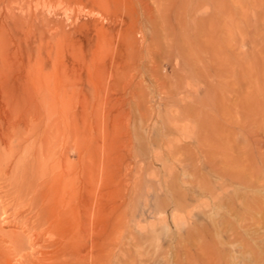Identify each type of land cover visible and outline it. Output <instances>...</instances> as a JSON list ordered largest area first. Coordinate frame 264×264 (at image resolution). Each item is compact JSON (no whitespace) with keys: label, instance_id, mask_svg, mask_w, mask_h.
<instances>
[{"label":"rangeland","instance_id":"1","mask_svg":"<svg viewBox=\"0 0 264 264\" xmlns=\"http://www.w3.org/2000/svg\"><path fill=\"white\" fill-rule=\"evenodd\" d=\"M256 1L261 4L263 16L258 25L264 32V0ZM251 3L253 0H0L1 44L6 55L0 68V89L3 86L9 92L17 83L23 90L20 83L28 81L35 91L34 100L19 106L13 116L9 115L10 94L9 99L0 96V124L17 123L21 125L17 129H25L27 135L32 130L35 137L46 124L39 111L47 108L55 121L66 118L64 132L49 135L52 158L85 165L76 182L80 193H71L70 186L66 194L79 197L75 198L81 205V235L85 236L77 244L86 255L91 251L98 254L96 264H264V164L260 161L264 158V131L263 149L255 153L260 179L253 178L248 187L235 181L223 194L205 192L206 187L218 188V177L209 166L196 168L189 159L192 165L181 187L186 193L181 201V171L176 161L179 154L189 156L196 147L193 140L180 141L177 121L184 94L175 65L182 58L193 62L192 44L212 37L217 47L231 51L242 62H252L258 55L264 65V37L251 41L241 29L256 20L254 16L242 20L245 7L251 11ZM195 28H203L205 33L197 34ZM27 109L32 114L28 118ZM31 109L38 111L35 114ZM6 142L1 143V152ZM183 146L185 150L180 149ZM13 148H20L18 138ZM28 152L27 160L32 150ZM3 173L0 171V237H26L16 222L20 214L19 221L33 215L35 209L28 201L20 209L17 193ZM94 180L96 188H102L97 199L90 191ZM243 197L251 207L242 204ZM175 209L181 216L177 224L170 217ZM6 213L9 223L2 219ZM71 228H66L65 238L73 235ZM1 239L0 245L9 244ZM20 255L28 262L23 264H37L30 250ZM86 255V263L91 264ZM0 264L17 263L0 250Z\"/></svg>","mask_w":264,"mask_h":264},{"label":"bare ground","instance_id":"2","mask_svg":"<svg viewBox=\"0 0 264 264\" xmlns=\"http://www.w3.org/2000/svg\"><path fill=\"white\" fill-rule=\"evenodd\" d=\"M256 2L258 1L253 0V3H251V11L249 7H245L246 10L244 9L242 14L243 21H248L250 16L256 17V20L253 18L255 20L253 25L248 24L247 28L243 25L244 27L241 28L249 36L248 38L251 41L258 37H264V32H261V29H259L260 25H258L260 17L263 16L261 12L262 8L261 4ZM195 29L197 34L200 32L205 33V30H202L203 28ZM211 34L213 35V33ZM212 38L209 40L205 39V43L200 44L197 41L195 45L192 44V48H194L192 52L194 56L193 62H185L182 58L179 61L176 60L177 63L175 65L178 70L177 74L180 75L179 78L182 84L181 91L184 94L180 98L184 103L181 104L182 107L180 106L181 115L177 121L180 131V141L193 140L196 147L193 154L186 156L184 153H181L176 157L177 166L181 171H179L180 174L177 172L180 175L178 181L180 185L178 196H180L179 200L181 201H185V189H181V187L187 182L185 174L191 163L196 168L206 165L215 171L218 177V188L206 187L204 190L211 194L218 195L225 193L235 181L237 183L242 182L248 187L252 184L253 178L260 179L261 170L255 153L263 149L261 132L264 131V65H260V56L258 55L257 58L256 55L253 56L255 59L252 62H242L236 54L231 53L227 49L217 47L215 45L216 42ZM2 40V29L0 27V68L5 64L4 61L6 60V55L1 44ZM77 59L81 60L78 56ZM20 84L23 85V90L17 83L11 85L9 92H6L3 86L0 89L1 97L7 99L11 97L8 106L10 116H13L17 112L19 106L23 105L26 107L30 104L35 97V91L30 82L27 81ZM187 100H190L188 105ZM28 109L25 113L26 118L32 115ZM208 110L212 111V113L215 112L219 117H215L216 115H212ZM31 111L35 113L38 110L35 109L34 111V109H31ZM39 114L43 118V121L46 120V124H43L44 126L41 131L39 130L40 133L37 130L38 134L35 133L36 129L33 127L35 129V137L31 127L28 129L31 132L27 131V135L25 129H17V126H19L15 125L17 123L7 121L6 127L0 124V145L4 139L7 140L5 148L2 152L0 151V171L4 172L5 176L9 178L8 180L11 181L13 190L15 189L14 191L17 193V205L21 206L20 209L23 208L24 201H28L29 207L35 209L33 215L27 218H23L24 216L20 217V221L19 216L21 214L19 215L18 213L15 216V219H17V215H19L18 222L16 223L22 226L23 232L27 233L25 234L26 237H23L22 234H1V237L3 236L5 238L1 239L0 237L1 242L8 241L9 244L6 246L4 244L0 245V250L12 256L17 264L28 263L20 255L22 251L27 249L30 250V255L35 258L34 261L37 264H87L88 262L86 263L85 260L86 254L81 249L79 251L81 247L77 244L81 241L80 238L82 239L85 236L81 235L83 220H81L82 212L80 213L81 205L79 206V201L77 200L79 197L75 196L77 199L73 197L74 200L72 198L73 194L70 196H68L70 192L66 194L68 192L66 190L70 186L73 191L70 189L69 191L71 193L79 191L76 187V182L78 183L79 177L82 176L81 172H83L82 169L85 165L82 166L81 162L79 164L75 163L77 165H74L69 160L58 161L52 158L53 147L49 141V135L54 133L57 135L59 132H64L67 127L66 118L62 122L58 121L60 118L55 121L52 112L47 108L44 111H39ZM194 115L200 116L201 119L196 121L193 117ZM31 121L34 124L33 120ZM24 128L27 130V127ZM10 129L16 130L10 133ZM17 138L19 139L20 148L14 150V141ZM180 149L185 150L186 147L183 146ZM29 150H32V153L30 155L31 157L27 160V157H29L27 154L29 155L31 152H28ZM175 150L178 151L179 147L175 148ZM189 159H191V163H189L190 161L188 162ZM260 161L264 164L263 157ZM92 163L94 165V162ZM4 165H6L5 168ZM231 166L236 169H231ZM262 175L264 176V174ZM262 178L261 180H263ZM92 182L90 191L93 190L92 194L97 199L98 191L102 188L99 189V186L96 188L95 180ZM109 186H111L110 183ZM79 193L77 195H80ZM67 197L69 198L67 199ZM242 204L246 207L252 206L248 199L243 200ZM180 206L182 205L180 204ZM170 217L172 223L177 224L181 221L178 209H175ZM2 219H4V223H9L6 222L8 219L7 213L2 215ZM68 227H72L70 230L73 229L72 231L74 233L72 232L73 235H70V238H65L66 228ZM94 230L96 232V229ZM68 232L70 233V231ZM96 244H98V241ZM91 252H88L86 257L90 256L89 262L96 264V261H94L95 254L92 255Z\"/></svg>","mask_w":264,"mask_h":264}]
</instances>
